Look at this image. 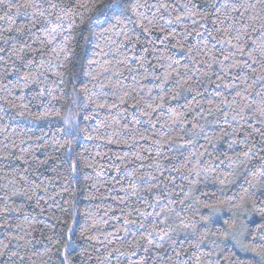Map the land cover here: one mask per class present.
<instances>
[{
    "label": "trees",
    "instance_id": "16d2710c",
    "mask_svg": "<svg viewBox=\"0 0 264 264\" xmlns=\"http://www.w3.org/2000/svg\"><path fill=\"white\" fill-rule=\"evenodd\" d=\"M179 2H195L203 8L208 0H179ZM3 12L4 8L0 5V15ZM94 15L95 13H85V25L89 23L88 17ZM11 20L16 24H26L29 17L16 16L11 17ZM164 22L161 20V23ZM85 25L74 29L75 55L79 57L76 62L78 73L81 71L87 73V60L100 49H102L100 55L95 57L100 64L92 66L98 72L104 71L107 67L116 68L117 62L127 57L126 65L117 69L120 75L110 76L111 84L108 80L104 81L109 87L104 88L103 91L109 93L105 97L109 103L117 96L129 93L131 95L126 96L129 104L112 108L108 112L100 110L98 114L89 115L88 119L83 118L85 114L83 109L74 110L72 113V115L79 113L77 121L82 127L91 130L99 126L101 136L107 135L113 143H107L103 138L89 140L86 136H82L74 145V154L69 155L65 150H57L52 146L53 138L59 137L56 130L62 126L60 117L52 115L42 120L34 118L43 114L46 109L49 112L53 110L49 106V101L51 105L60 109L61 116L67 117L69 115L67 101L52 99L47 94L42 99H33L34 93L31 89L26 93H20L13 87L15 80L8 87L13 89L14 95L25 97L24 102L29 104L27 114L17 115L13 111L11 99L8 104L0 101V109H2L0 117L3 118L0 120V209L6 204L14 209L9 213L0 212V219L7 216L13 225L8 231L0 229V241L8 242L11 234L24 237L21 241L9 243V252H18L26 259L30 258L29 264H64V244L68 243L65 239L68 235L73 237L68 247L71 264H103L108 250L123 244L120 238L124 235L123 232L116 235L112 233L115 231L114 226L120 223L118 218H122L119 208L124 205L118 206V201L121 197L127 199L123 191L124 188L129 187L128 178L123 175L126 154L128 159L136 153L144 155V166L138 173L139 176L154 171L157 162L155 155L158 150L172 157L171 162L164 159H160L159 162L172 167V165H180L183 155L187 154L190 148L196 153H204L205 157L207 153H211L209 163L214 162L219 169L216 175L219 176L223 172L227 176L231 171L227 167L228 156H231L230 134L233 131H243L236 121L231 120V113L226 123L215 110V104H209L214 98L218 100L228 94L225 85L231 77L220 79L209 72L211 79H204L199 83L189 81L192 90L183 85V82L180 86H176L172 79L161 83L164 75L174 77L177 75V69L184 73L191 67L193 55L185 49L199 43L195 34L180 41L184 44V48H181L175 41L165 39L163 32L155 31L149 35L132 24L126 27L118 26L115 38L111 33H105L103 38L90 36ZM4 26L5 21L0 20V29ZM121 28L129 36L133 35L135 29L139 41L134 43L123 39ZM168 28H177V26L168 25ZM81 32L84 34L83 39ZM97 43L100 49H96ZM197 59L203 60L204 57L200 56ZM80 65H83V68ZM129 68L131 70H128ZM54 73L53 67L51 73L45 74L48 76L47 86L53 93H55V86L52 83L55 80ZM187 74L190 77L193 75L192 72ZM196 75L199 76L198 73ZM9 79L13 78L9 77ZM80 79L88 83L87 75L81 76ZM3 83L4 81L0 80V87H3ZM112 92H115L116 96H113ZM132 96L136 99L133 100ZM160 96H163L164 100H160ZM132 104H136V107H131ZM148 104L153 105L154 111L147 109ZM209 107L213 108L212 114L206 111ZM145 109L151 113V116L142 114ZM201 113L203 119H200ZM197 119H200V128L203 131L194 127ZM237 120L247 123L242 117H237ZM116 121H120L121 126L127 124V131L119 127ZM251 123L255 128H264V124L255 120ZM4 127H7V133L2 130ZM181 128L184 129L185 138L192 143L185 145L176 142L173 147H161L163 135L171 130L175 139L180 134ZM114 129L120 130L122 135L114 136ZM221 131L227 134L221 135ZM95 135L96 133H93L94 137ZM211 136H216L217 139L212 142L208 139ZM41 137L43 139H40ZM252 138L258 139V133L253 132ZM157 140H161V144L156 143ZM12 141L15 143L12 144ZM239 142L238 138L237 144ZM5 145L10 146L5 147ZM146 149L147 152H152L153 156H149ZM25 160L28 162L26 163ZM70 160L78 162L75 175L69 168ZM41 161L46 163L41 164ZM83 164H90L91 167H83ZM116 167L120 168L119 174L115 171ZM128 167L133 168L134 164ZM241 173L243 168L238 172L239 179L235 182H232L233 177L228 176L229 182L225 184H221L218 179L213 181L211 178L207 181L201 179L197 185L186 184V189L191 188L190 202L186 200L184 205L179 203L174 205L177 211L183 208L184 215L190 216L197 225V231L205 234L206 238L200 245V253L212 264H264V259L251 250L264 247V195L257 192L255 202L251 199L239 201V193L246 186ZM172 175L177 178L176 182L179 184V176L182 172H173ZM137 183H140L139 179ZM207 201H211L212 207H203V203ZM237 203L239 206H233ZM136 206L142 211L147 207L142 203ZM129 227L136 231V225ZM69 229H72L71 233ZM180 238L184 241V247L189 252L193 251L189 245L196 237L181 235ZM57 240L63 243L57 245L54 243ZM209 252L211 256H208ZM144 255L139 253L138 257L132 259ZM116 257L117 254L112 253V264H116ZM126 260L127 257H120L121 264ZM11 261H14V264H24L15 255L11 256Z\"/></svg>",
    "mask_w": 264,
    "mask_h": 264
},
{
    "label": "snow or ice",
    "instance_id": "6c2138e0",
    "mask_svg": "<svg viewBox=\"0 0 264 264\" xmlns=\"http://www.w3.org/2000/svg\"><path fill=\"white\" fill-rule=\"evenodd\" d=\"M0 5L4 8L0 20L5 21V26L0 29V80L4 81L3 87H0V93L3 94L0 95V101L8 104L11 99L13 111L17 115L27 114L29 104L24 102L25 97L14 95L13 89L8 87L9 84H13V80H15L13 87L20 93H26L31 89L34 93L33 99H42L47 94L52 99L67 101L69 103L67 117L61 116L60 109L51 105L49 101V106L53 110L49 112L46 109L43 114L36 115L34 118L42 120L52 115L60 117L62 126L56 130L59 137L53 138L52 146L57 150H65L69 155L74 154V145L82 136H86L89 140L103 138L107 143H113L107 135L101 136L99 126L91 130L82 127L77 121L79 113L72 115L74 110L83 109L85 113L83 118L88 119L89 115L98 114L100 110L108 112L112 108L129 104L126 96L131 95L129 93L119 95L111 103L105 99L109 93L104 92L103 89L112 83L110 76L120 75L117 69L126 65L127 57L125 60H119L116 68L107 67L104 71L98 72L92 67L100 64V61L95 58L102 51L98 43L95 47L100 51L87 60V73L76 71V62L79 57L75 55L74 29L85 25L86 12L95 13L94 16L88 17L89 23L85 25V28L90 36L98 38H103L105 33H111L115 38L118 26L126 27L132 24L149 35L155 31L163 32L165 39L175 41L184 48V44L180 41L195 34L199 43L185 49L193 55L191 67L184 73L177 69V75L174 77L164 75L161 83L172 79L176 86H180L183 82V85L192 90L189 81L199 83L204 79H211L209 72L220 79L231 77L225 85L228 94L218 100L214 98L209 101L210 105L215 104V110L226 123L231 113V120L236 121L238 127L243 130L242 132L233 131L230 134L231 156H228L227 167L231 171L227 176L223 172L217 176L219 169L216 164L209 163L211 153H207L205 157L204 153H196L189 148L187 154L183 155L180 165H172V167L159 162L160 159L171 162L172 157L158 150L155 155L157 162L154 171L138 176L144 166V155L136 153L128 159L126 154L123 175L128 178L129 187L124 188L123 191L127 199L121 197L118 201V206L124 205L119 208L122 218H118L120 223L114 226L115 231L112 233L116 235L123 232L124 235L120 237L123 244L110 248L103 262V264H112V253H116V264H121V256L127 257L124 264H212L200 253V245L206 238L205 234L197 231V225L190 216L184 215L183 208L177 211L174 205L176 203L184 205L186 200L190 202L191 188L186 189V184L197 185L201 179L207 181L210 178L213 181L218 179L221 184H225L229 182L228 176L233 177L232 182H235L239 179L238 172L241 168H243L241 174L246 186L239 193L238 200L242 202L251 199L255 202L257 192L264 195V128H255L251 123L255 120L257 123L264 124V0H208L203 8L195 2L180 3L179 0H72V2L69 0H0ZM16 16L29 17L28 23H13L11 17ZM161 20L165 22L161 23ZM189 21L190 23H187ZM173 24L177 28H168V25ZM121 33L123 39L134 43L139 41L135 29L132 36L124 32L123 28ZM80 35L83 39V32ZM58 40L59 43H57ZM200 56L204 59L198 60L197 57ZM53 67L55 80L52 83L55 86V93L47 86L48 76L45 75L51 73ZM80 67L83 68V65ZM188 72H192L193 75L190 77ZM197 73L199 76L196 75ZM84 75H87L88 83L80 79ZM106 80L109 84H105ZM237 80L239 83H235ZM111 94L116 96L115 92ZM131 98L136 99L135 96ZM159 99L164 100V97L160 96ZM131 107H136V104H132ZM93 109L96 111L94 112ZM147 109H153V105L148 104ZM147 109L142 114L151 116ZM206 111L212 114L213 108L209 107ZM237 117L244 118L247 123H241ZM2 119L0 117V120ZM200 119H203V113L200 114ZM200 119L196 120L194 127L200 128ZM116 124L127 131V124L121 126L120 121H116ZM2 130L7 133V127ZM200 130L203 131L202 128ZM253 132L258 133V139L252 138ZM93 133H96L95 137ZM179 133L174 139L170 130L161 137L162 144L161 140H157L156 143L161 144V147H173L176 142L185 145L192 143L183 135V128L179 130ZM225 134L227 133L221 131V135ZM113 135L120 136L122 132L114 129ZM154 135L157 134L154 133ZM238 138L239 144H237ZM208 139L214 142L217 137L211 136ZM11 143L14 144L15 141ZM9 146L5 145V147ZM145 151L147 152V149ZM147 154L153 156L152 152ZM225 155L227 156V153ZM136 161L139 163H135ZM25 162L28 161L25 160ZM40 163L44 164L46 161ZM130 164H134V167L129 168ZM82 166L91 167L90 164ZM77 167V161H69V168L73 175ZM115 171L119 174L120 168L116 167ZM173 172H182L179 176V184L176 182L177 178L172 175ZM137 179L140 183H137ZM138 203L147 207L142 211L136 206ZM233 206H239V204ZM203 207H212L211 201L204 202ZM13 210L6 204L0 212L9 213ZM130 225L137 226L135 232L129 227ZM12 227L7 216L0 219V229L8 231ZM71 232L72 229H69V233ZM181 235L196 237L189 245L193 251L189 252L184 247ZM23 239L24 237L19 234H11L8 242L0 241V264H14V261H11L12 255L17 256L24 264H29L30 258L26 259L18 252H9V243ZM65 239L68 243L64 244L63 261L64 264H71L68 247L73 237L68 235ZM54 243L59 245L63 241L57 240ZM100 243L104 242L100 241ZM251 250L264 259V247ZM139 253L145 255L132 259L138 257ZM208 256H211V252Z\"/></svg>",
    "mask_w": 264,
    "mask_h": 264
}]
</instances>
